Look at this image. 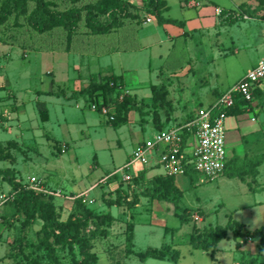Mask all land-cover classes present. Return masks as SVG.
<instances>
[{
  "label": "rangeland",
  "instance_id": "374dc122",
  "mask_svg": "<svg viewBox=\"0 0 264 264\" xmlns=\"http://www.w3.org/2000/svg\"><path fill=\"white\" fill-rule=\"evenodd\" d=\"M195 1L203 4V7L205 2V6L212 2L213 6L218 5L227 9L248 0ZM166 4L170 7L168 12L170 18L177 20L182 18L179 17L183 12L178 7V0H166ZM189 12L195 13L196 11L192 9ZM184 14V16L189 15L188 12H184ZM255 26L264 30L263 22L262 24L258 22ZM143 28V25L137 28L133 38L135 43L136 37H139ZM226 30L218 36L211 33H198L187 37V39L184 37L173 38L159 50L161 58L155 56L152 50L150 74L149 70L144 67L145 60L142 56L144 53L141 54L138 53L139 51L133 50L136 48L135 43L127 54L119 56L104 55L105 53L94 56L91 54L81 60V65L77 70H73L69 62L66 63L63 59L62 52H49L36 47L22 49L14 44L11 40L14 35L25 36L26 41H32V39L42 41L44 39L36 36L27 25L26 18L11 17L4 25L0 26V115H2L0 117V170H11L14 178L25 184H29L33 177L37 181V186L43 189H45V185L42 181L45 178L54 176L53 180L58 181L64 176V179L71 184L66 187V190L71 192H78L87 183L95 180L92 191L89 190L91 192L88 191L89 193L87 192V195L84 196L85 200L80 199V202H73L67 197L73 198L74 195L59 192V196H53V204L62 221L68 217L83 218L86 216L84 209L87 205L94 213L107 212L101 202L106 194L98 198L101 187L107 186L99 180L112 177V181H120L122 173L119 170L129 160L132 147L136 143L145 141L151 134L169 130L176 125L169 123L166 126L163 125L161 129L149 126L140 127L135 121L136 116H140V111L133 108L129 111L127 120L125 119L122 124L115 127L106 116L92 113L90 104L85 102L83 96H79L76 103L74 101L69 103L64 109L65 114L62 115L58 100L56 102L51 99L50 95L42 94L48 91V84L52 77L57 81L65 80L66 84L54 87L55 90H58L65 89L67 79L76 78L79 75L84 77L88 72H101L104 70L103 67L115 68L118 63L128 67L138 66L136 72L124 73V77L132 81L133 85L139 80L156 84L158 79L164 80L165 77L172 79L173 82L177 81V92L172 95L179 103L176 110L187 111L190 113L189 116H193L199 108H207L208 105L204 103L203 98L206 96L205 93L208 95H212L214 91L224 93L253 66L255 54L251 49L239 48L238 54L231 50L223 53L219 51V48L217 49L215 42L221 40L220 42L224 43V48H230V37L238 35H241L240 38L246 45L249 44L246 40L247 28L238 29L239 34L235 26H229ZM252 39L250 35V43ZM26 41H24L25 44ZM130 42L133 43L131 40ZM240 43H236L235 46L238 48ZM172 45L174 48H171ZM80 53L89 55L90 50ZM80 53L75 52L71 55L75 57V54ZM167 70L172 72L166 75ZM188 71L189 74L184 75ZM173 74L180 75L175 77ZM132 84H127V86L131 88ZM71 88L73 89L72 85ZM38 94H41L39 96L41 102L45 100L48 103L46 108L50 114V124H43L38 119L35 108V99ZM146 94H150L149 90L146 91ZM124 95L130 96L128 92ZM21 103L26 105L25 109H21ZM98 103H102L101 97L98 99ZM254 104L251 103L252 106ZM108 109L112 113L114 112L112 108ZM135 111L138 114H134ZM261 112H264V101L263 106L259 105L258 108H252L251 112L244 111L234 116L233 119L230 118L235 126L227 129L225 127L226 159L235 154L242 158L264 151L263 145L252 143L256 146L253 151L252 148L247 147V140H240L242 135L256 128L258 125L257 115ZM32 117L35 118L34 121ZM186 118L184 117L180 122L183 123ZM251 118L256 121H252ZM63 119L66 120L65 123L62 122ZM94 119H98L100 122H96ZM43 125H45L44 128ZM41 129L51 138H44ZM63 144H68L64 151L62 150ZM137 165L139 166L136 164L134 167ZM156 172L160 173V170L156 169ZM114 173L115 176H113ZM247 180L249 181L250 177L242 180L228 178L223 174L208 180L203 174L190 168L186 174L175 177L174 183L180 191L179 198L154 202L144 200L138 205L133 214L135 251L159 248L166 244L178 252L179 258L176 263L175 261L156 259H148L142 263L133 255L126 256V245L122 244L123 240L120 234V231H124V222H122L123 226L120 223L114 226L111 238H102V235H96L98 231H95V235H91V252L95 256L97 255L96 263L216 264L219 261V264H231L232 260L237 258L236 251H229L234 243L232 238L220 243L221 254L195 250L191 248L189 240L193 227L196 225L201 228L200 231L225 227L230 221L229 217L232 211L243 206L247 208L246 212H241V209L237 210L238 213L233 216V219L238 220V217H243L244 220L247 218L254 220L257 224H264V187L260 188L263 186V182H260L259 186L252 185L253 189L250 190L251 184L248 185ZM261 180L264 181V178ZM112 186V184H108V187ZM142 186H146V184L144 183ZM256 187L258 191L255 190ZM95 188L96 190H94ZM128 195L131 200L135 198L133 196L144 195L149 198L150 193H137L133 196L132 193H129ZM89 200H92L91 204L88 203ZM254 202L260 204L252 207ZM251 208L252 212H250ZM256 212H259V215ZM127 213L131 214L129 209L124 215ZM178 215H184L186 221H182ZM193 215H197L199 221H194ZM40 225L41 223L37 220L27 222L24 216L14 208L12 190L0 178V264H48L47 252L40 245ZM93 230V221L89 220L84 225L83 231L90 234ZM53 249L55 257L53 264H79L82 259L75 245L71 247V250L66 245H54ZM262 258L264 257H260V260Z\"/></svg>",
  "mask_w": 264,
  "mask_h": 264
},
{
  "label": "trees",
  "instance_id": "16d2710c",
  "mask_svg": "<svg viewBox=\"0 0 264 264\" xmlns=\"http://www.w3.org/2000/svg\"><path fill=\"white\" fill-rule=\"evenodd\" d=\"M263 3L264 0H259V4ZM166 9L164 0H143L141 6H137L133 0H0V26L4 25L11 17L15 19L18 17L26 18L27 25L36 36L44 40L32 39V41H26L25 36L14 35L11 39L12 42L22 49L36 47L49 52L73 53H86L90 50V55H98L132 48L135 43L133 38L137 28L146 21L147 17H154L158 24H179L171 19L163 18L162 14ZM23 40L26 41V44ZM52 85L61 87L63 84L52 82ZM66 88L58 90L53 88L50 92L42 94L61 96L65 95ZM151 89L155 99L158 91L155 87H151ZM259 90L260 88L253 90V99L261 96L262 92L260 90L261 93H259ZM159 91H162L160 100L164 101L167 93L162 89ZM124 93L121 76L114 74L101 75L98 73L97 75H90L88 84L80 91L73 92L72 96L77 94L83 96L85 102L89 103L90 106L96 105L98 113L101 106L113 108L114 112H111L113 120L111 123L114 126H118L124 122L126 112L131 107L132 99L130 96L124 95ZM262 94L264 95V93ZM121 96L122 99L120 100ZM217 96V98L220 97V95ZM100 97L102 98L101 104L98 103ZM234 102L232 108L225 110L226 116L234 114V110L241 112L242 106L250 105V103H245L240 97H236ZM35 108L40 121L45 122L47 120L45 104L37 101ZM263 163L264 154H259L252 158L247 156L241 158L235 154L226 160L222 174L228 178L245 180L249 176L255 177L257 174L256 168ZM188 170H186L185 174ZM144 174V170L138 172L137 175L132 174L131 184L135 188H130L129 185L121 181V178L120 181H112V178L108 179L104 184L106 186L108 184L115 186L113 193H115L116 197L111 199L110 195L109 197L103 196V204L108 208L126 205V208L130 210L138 203V197L133 196L137 192L139 194L145 192L148 194L149 192V198L156 200L179 198L180 191L174 185V177L159 175L148 181L144 178ZM0 178L12 190L14 208L24 216L27 222L37 220L41 223L39 231L41 233L40 245L47 252L48 264H53L54 262V245H66L70 250L75 245L82 258L79 264H97V255L95 256L91 252V235H95V231H98L96 235L100 234L102 238L107 237L108 231L106 229L115 220L110 213H94L87 205L84 209L86 216L83 218L68 217L65 221H62L59 219V214L53 204V195L30 189L29 184L21 183L20 180L15 179L12 171L8 169L0 170ZM144 183H147V188L145 187L146 189L142 190L143 192L140 191L143 188L137 190L139 187H144L142 186ZM129 193H132V196L135 197L130 201H128ZM80 199L83 198H74L72 201L80 202ZM92 211L93 213H91ZM178 216L182 221H186L184 215ZM89 220L93 221L94 230L92 233L87 234L83 231V227ZM131 231L132 225L128 224L126 226L128 235ZM201 231L200 228L195 226L190 235L189 244L195 250L205 252L211 250V253H213V248L221 239L226 237L228 231L233 232L234 238H255L259 240L260 244H264V226L254 231H247L243 225L229 221L225 227ZM126 240L129 241L128 236ZM130 253L127 250L126 254ZM136 256L141 262L150 258L157 260L168 259L174 262L178 258V253L169 247H164L159 250L148 249L144 253L136 254ZM245 262L258 264L256 259H249Z\"/></svg>",
  "mask_w": 264,
  "mask_h": 264
},
{
  "label": "crops",
  "instance_id": "0c3cea01",
  "mask_svg": "<svg viewBox=\"0 0 264 264\" xmlns=\"http://www.w3.org/2000/svg\"><path fill=\"white\" fill-rule=\"evenodd\" d=\"M133 1L137 4V6H141L143 4V0H133ZM164 3H165V6L167 7V9L163 11V14H162L163 18L171 19V20H173L179 24L163 23L162 25L161 24L159 25L154 17H147L148 22L147 23L143 22L142 25L144 26V28H143L144 30L140 31V35L138 38L136 37V48L133 49L134 51H139L138 53H141V54L144 53V54H142V56L145 60L144 67L146 68V70H149V74L151 73V67H152L151 66V60H152V56H153L152 50H153V53L155 56H158L161 58V56L159 54V50L162 49V47L165 43L171 42L173 38L184 37L187 39V37H191L194 34H198V33H201V34H203V33L210 34L211 33V34L218 36L219 34H221V32L226 30V28H229V26L230 27H234V26L237 27V32H238V29L243 30L244 28H247L246 40L249 44L246 45L243 42L242 38H240L241 35H238L236 37L235 36L230 37V41H229V43L231 45L230 48H224L223 47L224 43L220 42L221 40H218L217 42H215L217 45V46L216 45L215 46L217 47V49L219 48V51H222L223 53H225L226 51L231 50L233 53L238 54L239 48L244 49V50L246 48L253 50V52L255 54V58H254V62L252 64L253 65L252 68L257 64V62L262 57H264V30L260 29L258 26H255V24H257L258 22H261V24H262V22L264 20V3L259 4V0H248L246 2L240 3L238 6L235 5L233 8H227V9H225L224 7L218 6V5L213 6L211 4L212 2L208 3L207 6H205L206 5V2H205L204 3L205 5L203 7L202 6L203 4H201L195 0H178V7L183 12V14H180V16H179L182 18H179L178 20L172 19L168 16V12H169L170 7L166 4V0H164ZM211 6H213V7H211ZM192 9H195L196 12L195 13L189 12V10H192ZM184 12H186V13L188 12L189 15L184 16L185 15ZM238 34H239V32H238ZM250 35L253 38L251 43H250ZM236 43H240L239 44L240 46L238 48H237V46H235ZM220 46H221V48H220ZM171 48H174V45H172ZM128 51H131V50L112 51V52L105 53L104 55L111 54V55H118L119 56L120 54H127ZM72 53L73 52H62V54H64L63 59L65 60L66 63L69 62L70 66L73 67V70L78 69V66L81 65V60H84L86 57L90 56V54L89 55H87V54L83 55L80 53V54H75L74 55L75 57H72V55H71ZM129 53H131V52H129ZM50 54H52V53H50ZM224 55H227V54H224ZM100 56H102V55H100ZM138 68H139L138 66L128 67V66H124V64L121 65V63H118L115 68L111 67V69H109V68L103 67L102 69H104V70H101V72L100 71L88 72L86 74V76H84V77L79 75L76 78H69L66 80L67 85L65 86V88L66 87L67 88H66L65 95L51 96L52 97L51 99H54L56 102L58 100V102H59L58 106L61 109V113L63 115V114H65L64 109H65V107H67L69 105V103H72V101H74V103H76L78 101L76 99L81 95L77 94V95L72 96V94H73V92L80 91L82 88H84L88 84V77L90 75H95V74L97 75L98 73H100L101 75L114 74L116 76L122 77L123 91L124 92L126 91L125 94H127V92H128V94L130 95V97L132 99L131 103H130L131 107L126 112V120H127L128 113H130L129 111L132 110L133 108H135L138 111H140V113H139L140 116H136V119H135V121L140 125V127L149 126L151 128H154V129H161L163 125L166 126L169 123H173L176 126L182 124L180 121H182V119H184V117L185 118L187 117L184 122L188 121L191 117V116H189L190 113H187V111L185 112L182 110H176L179 103L176 102L175 99L172 97V95H174V92H175V94L177 92V89H176L178 87L177 81L173 82V81H171L172 79L165 77L164 80L158 79V82H156V84L148 83L145 80H139L136 84L133 85L132 81H129L128 79H126L124 77V73L136 72V70H138ZM140 68H141V66H140ZM252 68H249L248 70H250ZM171 72L172 71L167 70L166 75H167V73H171ZM180 74H182V73L180 72ZM180 74H178V75H180ZM188 74H189V71L187 73H185L184 75H188ZM178 75L173 74V76H175V77ZM130 80H132V79H130ZM52 82L60 83L63 85L66 84L65 80L64 81H57L56 79H54L52 77V80L48 84V89H47L48 91L47 92H50L55 87L52 85ZM130 83L133 85L131 88H129L127 86V84H130ZM71 85L73 86V89L71 88ZM151 87H155L158 91L155 99L153 97ZM161 89L163 91H166V93H167L166 96L164 97V99H165L164 101L160 100L161 99L160 96H161L162 91H159V90H161ZM227 89H230V87ZM147 90H149L150 94H146ZM260 90L262 93H264V82L260 86ZM260 90L258 91L259 93H261ZM222 93H216L215 91L212 93V95H208L207 93H205L206 96L205 97L203 96V98L205 100L204 103L206 105H208L207 108L210 107L215 102V100L218 97L217 95H221ZM262 93H261V96L253 99L252 102L255 103L256 105L254 104L252 106L250 104V105L242 106L241 112L240 111L236 112V110H234L233 111L234 114L228 115L226 117V120H225L226 129L235 126L234 122L230 121L233 119L234 116H237L239 113H242L244 111L245 112L246 111L251 112L252 108H254V107L258 108L259 105H260V107L263 106L264 95ZM39 96H41V94L37 95V97L35 99V103L37 101H40ZM46 97H49V96H46ZM257 98H259V99H257ZM42 102L45 104V106L48 104L45 100ZM21 104H22V108L21 107L20 108L25 109L26 105H24L23 103H21ZM185 107H186V105H185ZM180 109H181V107H180ZM261 110H262V108H261ZM91 112L96 113L98 115L100 114L97 111H93V110H91ZM48 113H49V111L47 109V120L45 122H42L43 124H50V121H49L50 120V116H49L50 114H48ZM133 113L138 114L137 111H135ZM261 113H259V115H257L258 116V118H257L258 119V125L256 126V128L254 130H252L251 132L246 133L245 135H242V137L240 138V140H242V139L247 140L248 141V144L246 143L247 147L252 148L253 151L255 150L256 146H255V144H252V143H256V144L264 146V140H263L264 139V112H261ZM260 114H261V116H260ZM24 115H25V113H24ZM172 117H173V119H172ZM32 118L34 121L35 118L34 117H32ZM230 118H232V119H230ZM38 119H39V116H38ZM251 120L256 121L253 118H251ZM39 121H40V119H39ZM65 121L66 120L63 119L62 122L65 123ZM94 121L97 122L98 119H94ZM98 122H100V121H98ZM44 126L45 125H43V128H44ZM176 126H174V127H176ZM41 132H42L41 134L44 135L43 136L44 138L49 136V135L47 136V134H45V132L42 131V129H41ZM154 135H155V133L151 134V136L148 137L146 140L151 139ZM48 138H51V137H48ZM142 142L136 143L134 145V147H132V150L130 153L132 154L133 151L136 149V147L138 145H140ZM67 145L68 144H63V149H62L63 151ZM259 154H264V151L254 153L253 155H250L247 157L252 158V157H255L256 155H259ZM158 156H159L158 152L151 154L149 157V163L146 166H143L139 163H135L134 165H132L131 166L132 174L137 175L138 172H141L144 170L145 171L144 178L147 179L148 181L155 176L164 175L163 169L159 165H157V159L159 158ZM136 164H139L140 167L138 165L136 167H134ZM156 169H159L160 173H157ZM255 171L257 172L256 176L255 177L249 176L250 180L249 181L247 180L249 182L248 185L251 184L249 187L250 190L253 189L251 187L252 185L259 186L261 184L260 182H263L262 183L263 186H261L260 188L264 187V181L261 180V178H264V163L262 165L258 166ZM175 177H174V180H175ZM61 178L62 179H59L58 181H56V180H53L54 176H51V177L45 178L42 182L45 185V189H47V190L55 191V192H61V193L69 194V195H76V196H77V194H75V193L81 194L84 192H88L89 190L92 189V186L95 184V183H93V181H95V180H93L91 183H89V184L87 183L86 186H83L81 190H78V192H74V191L71 192V191L66 190V187H68L71 184L67 182L68 180L64 179V176ZM174 185H175V183H174ZM114 187L115 186L101 187V189L99 190L100 194H99L98 198L101 197L103 194H106V196H108V197L110 195L111 199L115 198L116 195H115V193H113ZM145 187L147 188V185L144 187H139V188H137V190H139L140 188H143V189H140V191L143 192L142 190L146 189ZM175 187L178 189V187L176 185H175ZM78 188H81V187H78ZM257 189L258 188L256 187L255 190H257ZM94 190H96V188ZM91 191H89V192H91ZM137 193L139 194V192H137ZM144 200H146L147 202L148 201H153V202L158 201L156 199H151V198L149 199L147 196L142 195L141 197H138V203L133 208H131L129 210L131 212V214L127 213V215H124V213H126L128 210V209L126 210V207L112 206V207L108 208L104 204H102L107 211L105 213H110L115 219L112 222V224L106 229L108 231L107 238L112 237L114 226L117 225V223H120V225L123 226L122 222H124V226H125L124 231H120V234H121V237L123 240L122 244L126 245V247H125L126 251L128 250L131 252L130 254L125 253L126 256L133 255V256L137 257L136 254H138V253H144L148 249H156V250L158 249L159 250L162 247L161 246L159 248L158 247L146 248L144 251H135V249H134L135 246H134V242H133V239H134V216H133V214H134L135 209L138 207V205L141 204ZM128 201H130V198H128ZM101 202H102V200H101ZM258 204H260V203L254 202L252 204V207L255 205H258ZM244 208H246V207L243 206L242 208H238L237 210L239 211V209H241L242 210L241 212H246L247 208L246 209H244ZM112 209H113V212H112ZM237 210L234 209L232 211V214L229 217L230 221H234L240 225H243V227L247 231H254V230H257V229L264 226V224L255 223V221L252 219L248 220L246 218L244 220L243 217H238L239 218L238 220L233 219V216L238 213ZM252 210L253 209L251 208L250 212H252ZM241 212H239V213H241ZM256 214L259 215V212H256ZM128 224L132 225V231L129 234L130 236L126 232V226ZM127 236L129 237V241L126 240ZM229 238H232V240L234 242L232 249H230L229 251L234 250V251H236L235 254H237L236 260H232L233 262L231 264H249V263L245 262L246 260H249V259H256L258 264H264V261H263L264 258H262L260 260V257H264V244H260L259 240L255 239V238L254 239H250L247 237L234 238L233 232H231V231H228L226 234V237L221 239L216 244V246L213 248V254L214 253L218 254V253L222 252V249L219 247V245L222 241L229 240ZM164 247H169L171 250H174L172 246H169L166 244L163 245L162 248H164ZM118 248H119V246H118ZM174 251H176V250H174ZM226 251H228V250H226ZM210 252L211 251H209V253ZM223 252H225V251H223ZM239 253H241V254H239ZM178 258H179V254H178ZM178 258H177V260H178ZM146 260H148V259H146ZM165 260H168V259H165ZM177 260L175 261V263L177 262ZM170 261H172V260H170ZM142 263H144V262H142ZM216 264H219V261H217Z\"/></svg>",
  "mask_w": 264,
  "mask_h": 264
},
{
  "label": "built area",
  "instance_id": "2783aa9c",
  "mask_svg": "<svg viewBox=\"0 0 264 264\" xmlns=\"http://www.w3.org/2000/svg\"><path fill=\"white\" fill-rule=\"evenodd\" d=\"M147 22L148 19L144 23ZM263 82L264 57L252 69L248 70L234 86L222 93L210 107L199 108L188 121L169 130L158 131L151 139L138 145L129 160L119 170L122 173L121 181L129 185L130 188H135L131 184L133 177L131 166L135 163L146 166L149 163L150 155L157 152L159 153L157 165L163 169L165 176L184 175L186 170L191 168V170L203 174L208 180L218 177L222 174L227 160L224 149L227 117L225 110L234 106L236 97L251 104L253 90L260 88ZM119 99L121 100L122 96ZM90 109L96 111V105H91ZM99 113L106 116L109 122L113 120V115L108 107L101 106ZM115 175L114 173L113 176ZM110 178L112 177L99 181L103 184ZM29 188L37 192L59 196V192H50L38 187L37 181L33 177L29 181ZM86 195L87 192H84L74 198H83L84 200ZM88 203L91 204L92 200H89ZM192 218L194 221H199L197 215H193Z\"/></svg>",
  "mask_w": 264,
  "mask_h": 264
}]
</instances>
